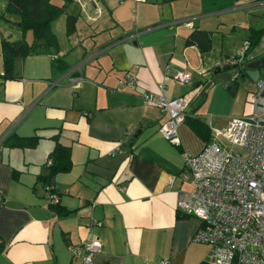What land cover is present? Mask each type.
Segmentation results:
<instances>
[{"label":"crops","instance_id":"1","mask_svg":"<svg viewBox=\"0 0 264 264\" xmlns=\"http://www.w3.org/2000/svg\"><path fill=\"white\" fill-rule=\"evenodd\" d=\"M67 14L76 17L74 46L59 41L60 15L51 24L60 47L16 61L13 78L3 77L0 47V264H82L71 247L93 239L101 241L93 264H210L211 246L191 239L200 220L177 211L194 188L181 173L185 154L200 152L212 128L234 116L209 124L190 104L214 67L236 57L251 30H264V0H72ZM194 31L208 34L207 50L186 42ZM242 59L258 62L264 77V31ZM176 71L191 80L177 83ZM127 75L134 85L115 90ZM67 80L77 88L71 95ZM146 92L191 98L178 144L159 133L167 116L142 103ZM11 135L38 138L18 146ZM56 142L70 148V167L48 183L55 206L44 177Z\"/></svg>","mask_w":264,"mask_h":264},{"label":"built area","instance_id":"2","mask_svg":"<svg viewBox=\"0 0 264 264\" xmlns=\"http://www.w3.org/2000/svg\"><path fill=\"white\" fill-rule=\"evenodd\" d=\"M248 46L246 42L230 61L241 60ZM172 79L186 84L191 73L176 71ZM134 83V77L127 75L115 90ZM250 101V115L232 117L224 128L213 127L200 152L185 154L181 175L194 188L178 198L177 211L200 220L191 239L211 246L210 264H264V77L254 81ZM190 102L187 95L167 99L162 93L142 94L144 105L155 106L167 116L159 133L174 144L179 143L178 128ZM174 179V175L169 178V187ZM44 196L49 204L59 202V194L48 184ZM100 249L101 241L93 239L72 246L71 253L82 264H93L92 257Z\"/></svg>","mask_w":264,"mask_h":264},{"label":"trees","instance_id":"3","mask_svg":"<svg viewBox=\"0 0 264 264\" xmlns=\"http://www.w3.org/2000/svg\"><path fill=\"white\" fill-rule=\"evenodd\" d=\"M71 1L72 0H61V2L57 4L54 3L53 0H5V13L18 16V22L23 34L20 39L12 40L6 37L0 41L4 78L10 79L14 77L15 63L18 58H25L29 55L39 53L51 54L54 49H57L58 41L51 28V24L60 15L66 14L67 35H71L75 31L76 17L67 14V7ZM0 17H4V13L0 14ZM27 31H30L32 34V39L30 41L25 38V33ZM263 31V29L251 30L248 48L257 43ZM186 42L196 43L202 51L207 50L210 46L208 34L202 31H194L187 38ZM52 57L53 66L63 68V61L61 58ZM235 85V81H232L228 84V88H234ZM201 125L203 124L201 123ZM198 132L201 133V130ZM204 135H207V131H205ZM12 138L14 140L11 144H16L18 146H33L36 144L38 137H18L11 135L6 141ZM49 159L51 160V164H48L49 172L44 177L45 185L51 182L55 173L69 169L70 148L56 142L49 154ZM50 205L56 206L57 203ZM60 211L61 209L58 212ZM4 248L5 244L0 240V252Z\"/></svg>","mask_w":264,"mask_h":264},{"label":"rangeland","instance_id":"4","mask_svg":"<svg viewBox=\"0 0 264 264\" xmlns=\"http://www.w3.org/2000/svg\"><path fill=\"white\" fill-rule=\"evenodd\" d=\"M53 2L57 4L60 3L59 0H53ZM5 7V0H0V14L4 13V17H0V38L4 36V34L6 35V33H9L11 34V38L13 40L20 39L23 33L20 29L19 22H17V16L14 14L5 13ZM57 19H63V16H60V18H56L55 23H57L56 21L61 22V20ZM234 35L242 40V38L247 35L246 27L244 25L236 27ZM71 36L72 35L68 36L64 32L63 38L59 39L61 45H63V48L65 46H74ZM25 38L28 41L32 39V34L30 31H27L25 33ZM22 59L24 58H18L17 62H23ZM208 77L211 76L209 75ZM67 81L69 87L71 88V95L73 91L77 90V88H75L73 84H70L69 80ZM232 81L233 80H230L228 82H221L219 80L213 81L205 89V93L199 100V97L196 100H193V106L196 107V112L201 115L207 123H212L214 125H223L232 116H247L252 113L253 106L250 101L252 89L248 87V80L242 77H238L235 81L236 91L234 93L225 89V85L230 84ZM220 142H222L221 139Z\"/></svg>","mask_w":264,"mask_h":264},{"label":"water","instance_id":"5","mask_svg":"<svg viewBox=\"0 0 264 264\" xmlns=\"http://www.w3.org/2000/svg\"><path fill=\"white\" fill-rule=\"evenodd\" d=\"M258 62H246L243 59L236 60L235 62L230 61L227 64H218L212 70V77L202 87L197 98L203 94L205 89L216 80L221 82H228L230 80L236 81L238 77H248L252 81L259 79V72L255 69ZM190 108L193 109V103L190 104Z\"/></svg>","mask_w":264,"mask_h":264}]
</instances>
